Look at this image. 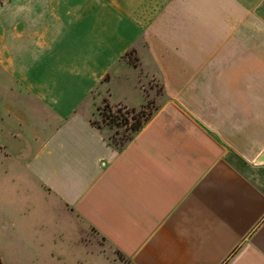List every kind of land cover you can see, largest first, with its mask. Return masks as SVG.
<instances>
[{
    "label": "crops",
    "instance_id": "obj_1",
    "mask_svg": "<svg viewBox=\"0 0 264 264\" xmlns=\"http://www.w3.org/2000/svg\"><path fill=\"white\" fill-rule=\"evenodd\" d=\"M149 78L117 150L95 104L139 108ZM263 152L264 0H0V188L32 193L58 264L114 263L76 220L128 264H264Z\"/></svg>",
    "mask_w": 264,
    "mask_h": 264
},
{
    "label": "rangeland",
    "instance_id": "obj_2",
    "mask_svg": "<svg viewBox=\"0 0 264 264\" xmlns=\"http://www.w3.org/2000/svg\"><path fill=\"white\" fill-rule=\"evenodd\" d=\"M125 60L133 65L138 64L133 51L126 54ZM149 79L152 88L150 96L147 97L146 103L139 108L110 107L105 99L95 104L92 123L101 131L107 143L117 150H121L133 139L159 106L162 88L155 78ZM94 95L92 94V97ZM141 124L142 128L136 131L135 128ZM5 174L3 165H0V183L4 182ZM8 188H0V199H7L5 207H0V264H58L50 258L51 252L48 245L43 247L35 243L36 239L42 237L47 239L49 230L51 231L53 228V223L49 221L47 213L37 217L35 208L28 201L32 193H29L24 185L8 186ZM46 209L44 208V212ZM6 213L15 215L17 227L22 228V232L24 230L22 238L19 236L20 232L17 233V237H11L10 231L5 229L8 219ZM73 227L77 230L81 242L88 249L102 253L105 258L114 262L113 264H128V261L110 249L93 229L79 220L74 221ZM23 239H29V242L25 243ZM90 252L92 251L90 250ZM74 255V249H71V262L74 260ZM1 259H4L5 262Z\"/></svg>",
    "mask_w": 264,
    "mask_h": 264
},
{
    "label": "water",
    "instance_id": "obj_3",
    "mask_svg": "<svg viewBox=\"0 0 264 264\" xmlns=\"http://www.w3.org/2000/svg\"><path fill=\"white\" fill-rule=\"evenodd\" d=\"M259 162H264V152L258 158Z\"/></svg>",
    "mask_w": 264,
    "mask_h": 264
},
{
    "label": "trees",
    "instance_id": "obj_4",
    "mask_svg": "<svg viewBox=\"0 0 264 264\" xmlns=\"http://www.w3.org/2000/svg\"><path fill=\"white\" fill-rule=\"evenodd\" d=\"M131 51H133V50H131ZM134 52V51H133ZM127 54V53H126ZM142 128V124L141 125H138L136 128H135V130L136 131H138V130H140Z\"/></svg>",
    "mask_w": 264,
    "mask_h": 264
}]
</instances>
